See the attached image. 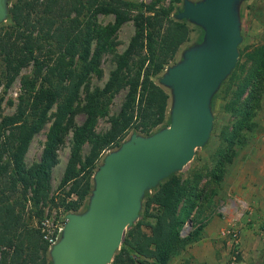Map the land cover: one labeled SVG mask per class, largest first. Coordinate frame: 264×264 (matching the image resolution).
Wrapping results in <instances>:
<instances>
[{
	"label": "trees",
	"instance_id": "obj_1",
	"mask_svg": "<svg viewBox=\"0 0 264 264\" xmlns=\"http://www.w3.org/2000/svg\"><path fill=\"white\" fill-rule=\"evenodd\" d=\"M183 1L15 0L8 7L7 23L0 24V59L6 85L31 61L37 72L24 81L27 95L19 96L15 114L0 123V264L49 263L47 242L38 229L29 226L26 213L31 210L26 211V194L28 189L32 190L34 206L49 197L50 168L57 161L55 151L64 122L74 113L80 87L99 65L102 53L115 46L114 34L127 20L134 22L135 32L117 56L104 87L86 94L85 119L73 132L71 153L59 187L63 189L70 184L67 197L70 194L76 197L60 198L58 204L66 211L81 207L93 190L92 176L101 152L118 145L125 130L134 128L148 136L169 125L170 96L155 79L160 78L178 48L188 40L187 19L176 18ZM109 13L114 15V21L99 26L96 15ZM203 35L200 29L198 43ZM241 54L249 62L248 67L237 61L222 82L226 83L223 107L233 119L230 128L222 130L220 143L210 157L212 165L205 172H193L192 178L183 179L173 172L152 193L147 190L140 218L125 230L110 264H169L188 243L199 238L201 227L185 237L180 236V231L204 199L200 182L205 175L211 183L222 180L236 146L244 143V132L256 127L254 117L261 108L264 44L244 53L240 51ZM43 67L49 80L41 78V85L46 82L50 85L53 78L57 82L33 94ZM122 88L127 92L119 113L111 118L106 132L95 133L97 118L107 113L111 96ZM215 97L216 93L211 99L212 108ZM58 100L41 159L26 169L23 159L28 144ZM8 129L10 132L6 134ZM86 141L90 148L82 161L80 151Z\"/></svg>",
	"mask_w": 264,
	"mask_h": 264
},
{
	"label": "rangeland",
	"instance_id": "obj_2",
	"mask_svg": "<svg viewBox=\"0 0 264 264\" xmlns=\"http://www.w3.org/2000/svg\"><path fill=\"white\" fill-rule=\"evenodd\" d=\"M14 1L9 0V6ZM137 1L148 2L150 0ZM191 1L197 2L201 0ZM182 5L183 3L181 8ZM237 10L241 33L237 61L244 63L245 68H247L249 62L245 60L243 54H239L240 51L244 53L255 46L264 44V0H240ZM70 15L74 17L75 14L71 13ZM7 16L0 24L7 23ZM95 21L99 26H105L114 21V15L110 13L98 14L95 17ZM187 22L190 28L188 40L178 48L173 59L169 61L168 65L160 73V77L170 66L183 59L185 50L198 44L197 38L201 27L189 20ZM134 32L135 26L132 20H127L117 28L114 34L115 46L102 53L99 65L80 87L74 113L63 125L60 141L55 151L57 161L50 168L49 197L34 206L32 205V190L28 189L27 191L26 211L31 210L30 214L29 212L26 213L28 223L30 227L38 229L40 235L41 221L45 217L49 218L50 221L57 222L62 221L67 213L83 214L88 209L92 192L77 211H66L60 206L58 204L60 198L66 197L69 200L74 199L76 196L70 194L67 197L66 192L69 191L70 184L63 189H60L59 184L71 153L74 129L82 124L85 119L83 110L85 96L90 91L104 87L111 71L116 66L117 56L125 50ZM94 45L95 41H93L92 47ZM36 69L34 62L31 61L29 65L19 70L14 80L7 86L3 75L4 64L0 59V123L5 117L15 114L19 96L27 95L24 81L31 79L34 73L37 72ZM45 72L46 68L43 67L40 78L36 81L35 88L32 91L33 94L40 93L41 87L45 88L57 82L56 78H53L50 85L45 81L46 83L42 86L41 78L48 79L47 77H49ZM155 81L169 93L167 114H170L172 104L171 89L161 84L160 78H156ZM225 85L226 83H221L215 92L214 105L213 108L211 107L213 125L207 142L203 146L197 147L193 158L182 169L176 171L183 179L192 178L193 172H205L206 168L212 165L210 157L220 143L222 130L227 127L230 128L233 117L223 107L226 99ZM126 92L127 90L122 88L111 96L107 113L99 116L96 120L94 125L95 133L101 134L110 128L111 118L119 113ZM246 93L244 96H246ZM58 103L59 100L52 104L47 112L46 121L42 123L28 144L23 159L26 169L34 166L41 159ZM254 119L257 122L256 127L244 132V143L241 146H236L234 157L226 165L222 180L218 184L211 183L209 177L205 175L200 182L199 188L204 199H202L201 206L193 210L180 231V236L185 237L195 228L201 227L200 236L196 241L188 243L186 248L174 256L169 264H264V94L262 95L261 108L256 112ZM9 132V129L6 130V134ZM133 134L145 136L134 128L125 130L118 138V145H111L101 152L95 171L104 163V158L108 153L117 150ZM89 148V142H84L80 151L82 161L85 160ZM92 182L94 188L93 176ZM152 189L149 190L150 193H152ZM144 197L145 194L141 200L140 211L142 210ZM139 218L140 215L138 214L127 228L131 227ZM150 220L154 221L153 218ZM207 244H210V246ZM46 256L48 264H52L50 249L47 250Z\"/></svg>",
	"mask_w": 264,
	"mask_h": 264
},
{
	"label": "water",
	"instance_id": "obj_3",
	"mask_svg": "<svg viewBox=\"0 0 264 264\" xmlns=\"http://www.w3.org/2000/svg\"><path fill=\"white\" fill-rule=\"evenodd\" d=\"M8 1L0 0V22ZM239 1L184 0L176 18L198 24L204 35L160 77L172 93L169 125L148 136L133 134L105 156L93 175L87 211L67 213L61 237L50 248L52 264H109L138 216L145 192L182 169L207 142L212 96L238 59Z\"/></svg>",
	"mask_w": 264,
	"mask_h": 264
},
{
	"label": "built area",
	"instance_id": "obj_4",
	"mask_svg": "<svg viewBox=\"0 0 264 264\" xmlns=\"http://www.w3.org/2000/svg\"><path fill=\"white\" fill-rule=\"evenodd\" d=\"M66 221L67 215L62 221H50L47 217L41 221V235L43 240L47 242L49 249L60 239Z\"/></svg>",
	"mask_w": 264,
	"mask_h": 264
},
{
	"label": "crops",
	"instance_id": "obj_5",
	"mask_svg": "<svg viewBox=\"0 0 264 264\" xmlns=\"http://www.w3.org/2000/svg\"><path fill=\"white\" fill-rule=\"evenodd\" d=\"M206 245V244H205ZM208 246H210V244H207Z\"/></svg>",
	"mask_w": 264,
	"mask_h": 264
}]
</instances>
